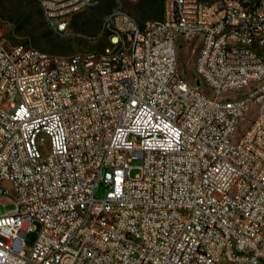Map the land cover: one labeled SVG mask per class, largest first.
<instances>
[{"label":"built area","instance_id":"built-area-1","mask_svg":"<svg viewBox=\"0 0 264 264\" xmlns=\"http://www.w3.org/2000/svg\"><path fill=\"white\" fill-rule=\"evenodd\" d=\"M36 1L62 34L101 0ZM124 1L99 50L0 42V264H264V0H162L143 21ZM185 42L208 95L177 69Z\"/></svg>","mask_w":264,"mask_h":264},{"label":"rangeland","instance_id":"rangeland-1","mask_svg":"<svg viewBox=\"0 0 264 264\" xmlns=\"http://www.w3.org/2000/svg\"><path fill=\"white\" fill-rule=\"evenodd\" d=\"M123 6L139 21L162 17V0L124 1ZM111 7L112 0H101L93 6L73 13L67 24V30L61 34L46 25L41 13L35 16L25 0H0V42L6 46L22 44L50 55L67 56L75 52L99 50L104 45L105 38L95 39V36L103 16L110 11ZM84 36H88L89 39ZM196 54L197 48L193 46V42L190 44L185 42L177 47V69L189 83H195L198 80L199 89L208 95L210 94L208 84L201 76L194 74ZM253 85L254 83L251 82L240 90L224 92L222 97L238 98ZM257 111L258 106L251 105L244 112L233 131L234 140L238 139L247 129ZM139 164L138 160L130 162L132 165L129 171L130 177H134L139 172V169L134 167ZM96 192L100 196L104 193L102 187ZM13 206L10 196H0V213L12 209ZM39 228V224L35 222L25 233L23 237L25 252L34 244Z\"/></svg>","mask_w":264,"mask_h":264},{"label":"trees","instance_id":"trees-1","mask_svg":"<svg viewBox=\"0 0 264 264\" xmlns=\"http://www.w3.org/2000/svg\"><path fill=\"white\" fill-rule=\"evenodd\" d=\"M25 1L29 4L35 16H38L41 13L36 0H25Z\"/></svg>","mask_w":264,"mask_h":264},{"label":"water","instance_id":"water-1","mask_svg":"<svg viewBox=\"0 0 264 264\" xmlns=\"http://www.w3.org/2000/svg\"><path fill=\"white\" fill-rule=\"evenodd\" d=\"M196 83L198 84L199 82H198V81H196Z\"/></svg>","mask_w":264,"mask_h":264}]
</instances>
